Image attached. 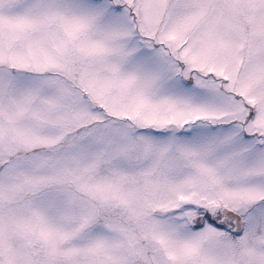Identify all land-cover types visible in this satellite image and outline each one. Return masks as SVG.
Returning a JSON list of instances; mask_svg holds the SVG:
<instances>
[{"label":"rangeland","instance_id":"rangeland-1","mask_svg":"<svg viewBox=\"0 0 264 264\" xmlns=\"http://www.w3.org/2000/svg\"><path fill=\"white\" fill-rule=\"evenodd\" d=\"M0 163V264H264V0H0Z\"/></svg>","mask_w":264,"mask_h":264},{"label":"flooded vegetation","instance_id":"flooded-vegetation-1","mask_svg":"<svg viewBox=\"0 0 264 264\" xmlns=\"http://www.w3.org/2000/svg\"><path fill=\"white\" fill-rule=\"evenodd\" d=\"M1 163H0V168H1ZM226 208H224V209H221V214L219 213V215L218 214H216V217L221 221V223H223V224H227V225H231V226H233L234 227V229H236V223H237V218L234 216V217H232V215H228L227 216V218L229 219H232L231 221H227L226 219L227 218H225V217H223V216H225L224 215V213H223V210H225ZM240 215V214H239ZM240 217L242 218V221H243V226H242V230H241V232H239V233H236V231L234 232V234L235 235H240V234H242V232H243V227H244V220H243V217L240 215Z\"/></svg>","mask_w":264,"mask_h":264},{"label":"water","instance_id":"water-1","mask_svg":"<svg viewBox=\"0 0 264 264\" xmlns=\"http://www.w3.org/2000/svg\"><path fill=\"white\" fill-rule=\"evenodd\" d=\"M223 213H224V215L225 216H228V215H232V217H236L237 218V225H236V229H235V231H236V233H239V232H241V230H242V226H243V221H242V218L240 217V215L239 214H237V213H235V212H233V211H231V210H228V209H225V210H223ZM227 221H231L232 219H226Z\"/></svg>","mask_w":264,"mask_h":264}]
</instances>
